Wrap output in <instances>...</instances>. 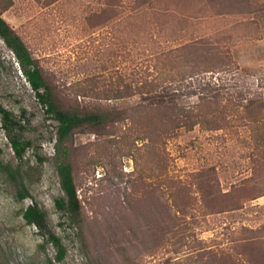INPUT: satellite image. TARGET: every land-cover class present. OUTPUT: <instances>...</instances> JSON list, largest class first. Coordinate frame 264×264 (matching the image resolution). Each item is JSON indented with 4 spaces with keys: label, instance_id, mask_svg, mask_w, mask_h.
Returning <instances> with one entry per match:
<instances>
[{
    "label": "rangeland",
    "instance_id": "rangeland-1",
    "mask_svg": "<svg viewBox=\"0 0 264 264\" xmlns=\"http://www.w3.org/2000/svg\"><path fill=\"white\" fill-rule=\"evenodd\" d=\"M0 14L60 105L137 113L74 130V222L55 205L64 196L58 122L0 37V106L30 143L18 159L0 116V162L23 176L21 187L0 172L1 261L264 264V0H0ZM179 47L178 60L209 69L199 74L211 80L208 127L137 107L146 93L135 82ZM173 97L180 106L199 102L180 90ZM29 205L45 212L43 231L23 218ZM48 231L60 239L61 260Z\"/></svg>",
    "mask_w": 264,
    "mask_h": 264
},
{
    "label": "trees",
    "instance_id": "trees-1",
    "mask_svg": "<svg viewBox=\"0 0 264 264\" xmlns=\"http://www.w3.org/2000/svg\"><path fill=\"white\" fill-rule=\"evenodd\" d=\"M0 37L14 53L19 69L34 91L38 101L46 106L47 113L51 114L52 118L58 122L54 144V162L64 196L55 199V205L59 210H64L71 220L78 222L81 215V203L75 188L72 164L68 155L70 138L74 130L87 125L98 127L108 122L124 120L137 113L132 112L129 114L126 110H108L100 107L81 112L77 108L63 107L55 99L54 92L44 78L37 60L31 56L24 41L9 23L1 17V14ZM190 46H193V44H190ZM183 48L179 47L164 51L161 54L163 56L160 61L162 65L160 66V62L158 63L157 61H153L151 65L150 72L156 74L150 78L141 77L135 82L134 90L139 93V90L144 89L146 93L145 102L137 107H145L153 115L162 114L166 121H175L190 126L198 123L200 125L205 124L204 126L208 127L209 122H211L208 118L210 113L208 108L213 103L210 99L212 96L209 95L212 89L211 80H205V77L199 74L209 71V69H197L196 62L191 61L188 63L187 59L183 62V56L178 60L181 55L180 51ZM157 59L160 58L156 57L155 60ZM170 71H173L174 74L176 73L177 78H173V75H170ZM134 90L133 92L135 93ZM174 90H176L175 92L180 90L185 95L197 94L199 102L189 106H180L173 99ZM136 112H138L137 109ZM0 116L1 127L11 144L15 156L18 159H22L30 145L29 141L22 140L15 132L17 123L10 111L0 106ZM0 172L16 185L23 186V176L20 167L14 168L11 165L0 162ZM18 195L23 198L20 190H18ZM23 218L28 224L36 226L41 231L46 229L45 212L38 208L37 205L27 206L23 212ZM46 241L57 248L56 258L61 260L64 257V252L61 248L59 237L48 231ZM0 264L8 263L0 259Z\"/></svg>",
    "mask_w": 264,
    "mask_h": 264
}]
</instances>
